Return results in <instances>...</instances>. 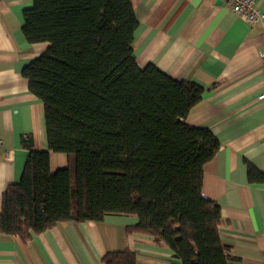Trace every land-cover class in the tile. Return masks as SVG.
Segmentation results:
<instances>
[{
    "label": "trees",
    "instance_id": "trees-1",
    "mask_svg": "<svg viewBox=\"0 0 264 264\" xmlns=\"http://www.w3.org/2000/svg\"><path fill=\"white\" fill-rule=\"evenodd\" d=\"M23 21L28 43L48 44L21 71L42 107L47 149L21 141L27 159L2 195L0 235L25 243L61 222L131 215L126 232L162 242L174 264H232L220 209L201 194L219 142L186 122L203 89L137 66L131 0H33ZM50 153L67 155V166L52 172ZM248 181L264 175L250 168ZM135 259L124 250L101 262Z\"/></svg>",
    "mask_w": 264,
    "mask_h": 264
},
{
    "label": "crops",
    "instance_id": "crops-1",
    "mask_svg": "<svg viewBox=\"0 0 264 264\" xmlns=\"http://www.w3.org/2000/svg\"><path fill=\"white\" fill-rule=\"evenodd\" d=\"M264 13V0H254ZM33 0H0V209L6 188L18 182L31 136L46 150L42 107L22 77L24 66L47 43H28L23 12ZM137 20L133 56L177 81L203 89L187 124L209 129L219 142L202 169L201 194L215 202L219 233L232 264H264V181L249 182L248 170L264 175V21L234 16L223 0H131ZM65 154H49L50 170L67 166ZM137 218L107 215L101 222L67 221L22 242L0 235V264H102L108 252L129 250L135 264H174L171 251L140 233H127Z\"/></svg>",
    "mask_w": 264,
    "mask_h": 264
},
{
    "label": "built area",
    "instance_id": "built-area-1",
    "mask_svg": "<svg viewBox=\"0 0 264 264\" xmlns=\"http://www.w3.org/2000/svg\"><path fill=\"white\" fill-rule=\"evenodd\" d=\"M230 11L236 16L250 24H258L264 21V13L259 10V5L254 0H223ZM261 70L264 72V52L259 53ZM264 98V94L258 97Z\"/></svg>",
    "mask_w": 264,
    "mask_h": 264
}]
</instances>
